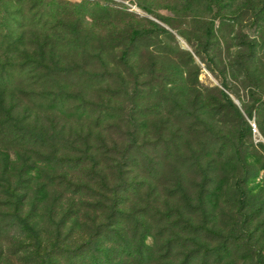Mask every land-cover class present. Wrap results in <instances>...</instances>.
Instances as JSON below:
<instances>
[{
  "label": "rangeland",
  "instance_id": "374dc122",
  "mask_svg": "<svg viewBox=\"0 0 264 264\" xmlns=\"http://www.w3.org/2000/svg\"><path fill=\"white\" fill-rule=\"evenodd\" d=\"M0 129V264H264V0H0Z\"/></svg>",
  "mask_w": 264,
  "mask_h": 264
},
{
  "label": "trees",
  "instance_id": "16d2710c",
  "mask_svg": "<svg viewBox=\"0 0 264 264\" xmlns=\"http://www.w3.org/2000/svg\"><path fill=\"white\" fill-rule=\"evenodd\" d=\"M139 35H141V32H138V31H134L133 32V36H136L137 37ZM43 56H44V54H41V56H40L42 58V60H43ZM4 134H6V131H3L2 129H0V135H4ZM101 165H102V162H99L96 166L100 168ZM108 183H109V180H108L107 177H105L102 181L97 180V178L95 180V184H97V186L100 185V187H103L104 185L106 187H108ZM93 197L99 198V196H97V195H93Z\"/></svg>",
  "mask_w": 264,
  "mask_h": 264
}]
</instances>
